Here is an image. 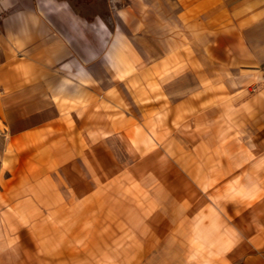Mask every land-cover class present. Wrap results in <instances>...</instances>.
<instances>
[{"label": "crops", "instance_id": "1", "mask_svg": "<svg viewBox=\"0 0 264 264\" xmlns=\"http://www.w3.org/2000/svg\"><path fill=\"white\" fill-rule=\"evenodd\" d=\"M203 6L0 0V216L32 194L48 211L52 188L103 201L132 241L57 238L56 263L264 264V77L241 18Z\"/></svg>", "mask_w": 264, "mask_h": 264}, {"label": "rangeland", "instance_id": "2", "mask_svg": "<svg viewBox=\"0 0 264 264\" xmlns=\"http://www.w3.org/2000/svg\"><path fill=\"white\" fill-rule=\"evenodd\" d=\"M206 2L208 6H203L202 10L206 9L210 16L216 14L217 22L233 16L241 18L243 41L246 47L250 48L256 62V70L264 77V0ZM30 170L33 172V168ZM7 177L6 172L1 173L0 182L3 183ZM144 186L152 194L159 192L150 178L146 179ZM53 195L52 188H48L45 195L49 199L48 211L32 194V206L24 210V213L0 216V264H58L54 255L57 238L71 239L72 236L82 245V253L87 255H99L104 249L114 245L117 246L115 250L118 253L131 251L132 241L123 231L125 226L109 205L88 197L67 207ZM111 203L113 201H110ZM56 219L60 223H57ZM47 220L55 222L53 226L48 227V235L42 237L39 227ZM57 228L62 231L59 233L61 237ZM118 242L121 244L118 245Z\"/></svg>", "mask_w": 264, "mask_h": 264}]
</instances>
